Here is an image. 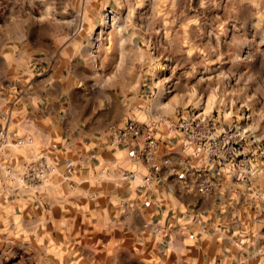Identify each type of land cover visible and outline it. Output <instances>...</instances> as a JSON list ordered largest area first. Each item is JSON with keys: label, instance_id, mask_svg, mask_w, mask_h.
Returning a JSON list of instances; mask_svg holds the SVG:
<instances>
[{"label": "clouds", "instance_id": "1", "mask_svg": "<svg viewBox=\"0 0 264 264\" xmlns=\"http://www.w3.org/2000/svg\"><path fill=\"white\" fill-rule=\"evenodd\" d=\"M253 46H264V0H0V248L31 253L28 264H117L118 253L130 264L111 244L127 232L153 243V264H197L189 246L204 241L220 264H264V54ZM164 57L178 75L160 77ZM192 168L205 171L191 181ZM69 207L109 240L103 261L95 243L77 248ZM217 208L226 215L209 222Z\"/></svg>", "mask_w": 264, "mask_h": 264}, {"label": "crops", "instance_id": "2", "mask_svg": "<svg viewBox=\"0 0 264 264\" xmlns=\"http://www.w3.org/2000/svg\"><path fill=\"white\" fill-rule=\"evenodd\" d=\"M36 59H40V58H36ZM37 69H38V73L40 74L41 72L44 71H48L49 70V65L48 64H39L37 65ZM13 105L9 104V108H12ZM98 115V113L94 114L91 110V106H89L84 121L81 122V126L85 129V131L88 130V127L92 124V121L96 119V116ZM57 133H54V135H56ZM58 135L61 139H66V136L64 134V130L62 128V126H58ZM77 136L79 135V133L76 134ZM72 142L69 141V144H71ZM89 141L85 140L84 144H88ZM158 143H160V141H158ZM177 144V140L173 139L171 141V145L168 143V141H164L163 145H162V152L167 153L170 149L172 145ZM76 147L78 149H81L83 151H89L87 149H84V145L83 144H79L77 143ZM138 148V147H137ZM136 148V149H137ZM53 151H55L57 153V156L59 157V159L63 162L64 160V144L63 143H56L53 145ZM94 151H99V148L94 149L92 151H89V154H92V152ZM114 152V150H113ZM112 153H109L107 150H105L103 153H101V155L107 159ZM67 155L69 158L73 159V160H78L79 157L75 154L74 151H68ZM92 163H98V161H92ZM77 167H79V165H77ZM215 181L217 179V177L213 176ZM190 180L193 181L192 177L189 176ZM101 204L104 203L103 199H101L100 201ZM219 203V201H217V204ZM200 205H201V201L199 199H193L190 204L185 205L186 207L189 208V210L193 213H197L200 211ZM95 205H93L94 207ZM167 210L166 206L165 208L160 209L159 211H165ZM28 210L26 209V212ZM39 212V210H37ZM147 213L151 214L154 209L152 207H148L146 208ZM229 211H231L229 209ZM253 212H256V209L253 207L252 211L251 209L242 211L240 213V219L243 220H247V218L252 215ZM264 213V212H263ZM68 214L72 217L73 221H74V227L72 230V234L77 238V248H79L80 246H82L84 243L86 242H92L95 243L97 245V254H96V259L98 261H103L104 258L106 256H108V252H106L105 249V245H107L109 243V240L105 237L104 234H99V233H95L93 232V230L88 226L84 224V218L82 216H79L76 214V211L74 209H71V207H69L68 210ZM54 215H56L58 217L59 215V211L57 210L56 212H54ZM226 215L225 212L221 211L219 208H217L215 214L212 216L211 220L209 222H215V219L217 217L223 218ZM172 212L169 211L168 213V219L171 220L172 219ZM161 217L159 215H156L153 217V220H159ZM229 219H231V216L228 217ZM231 227V226H230ZM50 231H51V226H49ZM231 234V233H229ZM52 235L54 237V239H57L61 242H64L65 240V236L62 232H55L52 231ZM112 246H119L121 249H127L129 252L132 253V258L130 260V264H153V257L154 255H156L155 251H154V245L152 242L146 243V244H136L134 237L132 236L131 233H120L118 234L114 240L111 241ZM15 247V246H13ZM13 247H4V248H0V254L2 255V259L0 258V264H20V261L22 260V258H11V250L13 249ZM190 251L188 253V255L195 259L197 261V264H205V257H209V258H213L215 257L217 260V264H220V257L217 255L219 249L216 247H209L208 242L204 241L201 244H199V246L196 245H190L189 246ZM22 250V249H21ZM28 255V254H27ZM121 254H117V264H119V257ZM7 256V258H6ZM28 258L23 259L25 264H28ZM172 260H175V256L173 255ZM55 264H59V261H55ZM171 264V262H170Z\"/></svg>", "mask_w": 264, "mask_h": 264}, {"label": "rangeland", "instance_id": "3", "mask_svg": "<svg viewBox=\"0 0 264 264\" xmlns=\"http://www.w3.org/2000/svg\"><path fill=\"white\" fill-rule=\"evenodd\" d=\"M197 4H198V0H193V7H195ZM114 10H115V5L114 4L110 5L108 11L109 12H112ZM98 27H100V26L98 25ZM250 53H251V55L253 57H262V54H264V46L259 47V49H257L255 46H253L250 49ZM35 55H36V58H40L43 55V52L42 51H39ZM160 62H161L162 65H164L163 70H158L159 75H160L161 78L166 77V76H171L174 72L177 75L179 74V71L180 70L176 67L175 61L172 60L171 58L164 57V58L161 59ZM250 63H251V61H250ZM37 73H38V71H37ZM135 79H137V80L140 79V76L138 75V73L135 74ZM17 91L18 92L20 91V88L19 87L17 88ZM131 97H132V94L129 93L128 94V98L131 99ZM121 99H123V97H121ZM237 107H239V105H237ZM213 114L215 115V113H213ZM241 114L242 115H247V110L246 109L243 110ZM242 123H244V122H242ZM156 132L158 134V130H156ZM253 147L255 148L256 145H253ZM260 147L262 149H264V142H261ZM237 149L242 151V148H241L240 145H238ZM257 155H260V154L257 153ZM247 158L248 159H251L252 158V154L249 153L248 156H247ZM243 159H245L244 156L237 157V163H239V161L240 160H243ZM260 159L262 161H264V155H260ZM233 179H235V178H233ZM251 211H252V209H251ZM252 215L255 216L256 215V212H253ZM256 219L258 221L264 220V213L263 212L260 213L258 216H256ZM246 222H247V220H246ZM260 232H261L262 235H264V226H261ZM31 255H32L31 253L26 252L23 249L21 250V248H19V247H13V249L11 250V256L10 257L11 258H22V259H26L27 257H30ZM0 258L2 259V255L1 254H0ZM6 258H7V256H6Z\"/></svg>", "mask_w": 264, "mask_h": 264}, {"label": "built area", "instance_id": "4", "mask_svg": "<svg viewBox=\"0 0 264 264\" xmlns=\"http://www.w3.org/2000/svg\"><path fill=\"white\" fill-rule=\"evenodd\" d=\"M128 123H129V125H131L132 122L129 121ZM154 131L156 132V130H154ZM123 133H124V129H121L120 135L122 136ZM133 139H135V137H133ZM157 142H158V141H157ZM120 147L123 148V144H121ZM234 147L237 148L238 145H234ZM136 151L139 152V148H137ZM214 159H215V158H214ZM219 169H220V165L218 164V165H216L215 170H216L217 172H219ZM153 171H155V170L153 169ZM200 171H205V170H197L196 168H192V169L189 170V176L192 177L193 181H195L196 178H197V176L200 175ZM212 180H213V182H216L215 179H214V177H212Z\"/></svg>", "mask_w": 264, "mask_h": 264}]
</instances>
